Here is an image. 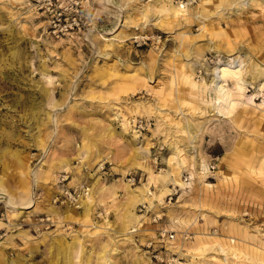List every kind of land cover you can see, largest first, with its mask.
<instances>
[{
	"label": "rangeland",
	"instance_id": "rangeland-1",
	"mask_svg": "<svg viewBox=\"0 0 264 264\" xmlns=\"http://www.w3.org/2000/svg\"><path fill=\"white\" fill-rule=\"evenodd\" d=\"M239 3L211 14L199 0H0V264H53L54 247L57 264H99L103 253L106 264H264V90L219 118L201 85L200 64L227 59L211 35L238 44L245 65L247 49L264 55V0ZM163 4H184L192 21L168 23ZM139 100L204 122L184 187L166 184L160 201L154 175L168 168L173 121L144 115L141 132L112 114ZM143 184L153 205L138 204L130 227L126 186ZM80 187L89 195L63 196ZM162 228L173 242H159ZM218 245L237 253L224 261Z\"/></svg>",
	"mask_w": 264,
	"mask_h": 264
},
{
	"label": "bare ground",
	"instance_id": "bare-ground-1",
	"mask_svg": "<svg viewBox=\"0 0 264 264\" xmlns=\"http://www.w3.org/2000/svg\"><path fill=\"white\" fill-rule=\"evenodd\" d=\"M18 2H22L25 0H16ZM170 1V0H169ZM223 1V2H222ZM227 1V6H231V4H240L239 0H199V7L204 5V9L209 6V10L211 14H214L220 6H224L223 3ZM249 1V0H248ZM252 3L256 1L262 0H251ZM185 4V3H184ZM175 6L173 4H169V6H165L164 4L160 6L159 11H168L170 14V21L168 23L174 25L179 24L181 20L185 22L192 21V14H187L188 10L185 9V5ZM244 5V3H242ZM225 6V7H227ZM239 7H242L239 5ZM226 9V8H225ZM201 13V12H200ZM202 15V13H201ZM199 16V15H198ZM200 17V16H199ZM217 19H220V16H217ZM199 21V19H197ZM202 23V27H204V21H200ZM214 38L220 39L219 44H225L227 47L224 49H218L219 53L224 54L227 59L226 60H218L216 64L206 66L205 64H200L201 67L206 72L208 79L203 80L202 86L207 88L210 93H214V97L209 98L208 108L211 107L213 113L212 116H216L219 118H228L231 114V108L234 107L235 101L237 98L243 96V94L249 89H254V87L258 88V90H264V70H260L258 67V61H264V55L260 57H256V53H253L252 50L247 49L250 57V63L245 65L244 60L240 57V55H236V50L238 44H233L226 39L223 38V34L211 35ZM245 47V45H243ZM200 50V48H198ZM197 54H200V51L196 50ZM262 54V53H261ZM191 54H189L190 56ZM194 54L193 56H195ZM202 55V54H201ZM258 60V61H257ZM119 62H121L118 59ZM191 71V72H190ZM190 74L193 72V68L188 70ZM189 75V74H187ZM188 77V76H186ZM250 81H249V80ZM148 91V90H147ZM149 92V91H148ZM236 97V98H234ZM180 101V100H178ZM181 102V101H180ZM117 103V102H115ZM123 103V104H122ZM117 103L122 105V108H126L129 115L125 116L123 114H116L112 112L114 115H121L123 117V123H136L137 125L141 123V121H148L147 117H142L144 115H153L156 118H159L158 121H164V119L173 121L172 124L165 123V134L168 137L167 143L172 149L167 153L165 160L168 165V168L164 171V173H158L154 175V179L157 180L156 183V191L153 193L154 197H157L160 201L164 194L167 192L166 184L173 183L177 186L184 187L185 183L180 180V170L186 168L187 166H193L196 162L195 160L198 157V144L201 138L202 133V121H195L194 119H190L187 117V114L183 112V109L179 111V113L171 116L170 113L164 112L165 110L161 109L159 106H156L154 103L150 101H131V102H122ZM121 107V106H120ZM140 114L139 119H133L134 114ZM143 114V115H142ZM230 119V118H229ZM138 127L142 128L138 125ZM150 127V126H149ZM132 144L134 146V150L136 152H149V147L146 145V139L137 140L136 138L132 139ZM148 144V143H147ZM144 152V153H145ZM146 154V153H145ZM148 155V154H146ZM144 156V155H143ZM144 162V161H143ZM147 164V163H146ZM202 167L206 169V165L203 163ZM162 172V171H161ZM226 177H229L231 172L225 173ZM152 176V175H151ZM2 181H0L1 186ZM126 190L128 195L131 197L130 208L128 209L127 214V225L130 227H136L138 225L139 216L136 215L134 209L138 204L143 202H148L150 205H153V197L151 193L148 191L147 184H143V186H138L135 188H129L126 186ZM1 195H4L0 192ZM6 198V195H4ZM3 196V197H4ZM90 200L91 195L88 197ZM84 206L86 205V200H84ZM82 204V202H81ZM10 206V204H7ZM35 205V199L32 195L31 202L27 207H23L28 209ZM13 208L12 206H10ZM20 208V207H19ZM70 208V207H69ZM88 210V207H84ZM18 209V208H17ZM22 210V207L20 208ZM25 211V210H24ZM72 212L76 211L74 208L71 210ZM19 212V214H21ZM87 218L89 212L85 213ZM128 227V226H127ZM180 242L176 245V251L180 248ZM219 249L224 253L223 260L226 261L228 259V255H236L237 251L234 248H228L226 250L222 245H218ZM55 255L52 252V257L54 258L53 264H57L59 259L55 256L59 255V250H56L54 247ZM226 251V252H225ZM58 257V256H57ZM103 261L99 264H106L109 261L107 258V253H103L100 256ZM149 261V260H148Z\"/></svg>",
	"mask_w": 264,
	"mask_h": 264
},
{
	"label": "built area",
	"instance_id": "built-area-1",
	"mask_svg": "<svg viewBox=\"0 0 264 264\" xmlns=\"http://www.w3.org/2000/svg\"><path fill=\"white\" fill-rule=\"evenodd\" d=\"M139 126H143L142 128H137L138 131H144L145 130V126H150L151 123L150 122H146V120L144 121H141V123L138 124ZM155 160H157V157H155ZM214 168V167H212ZM130 181H132V183H134L136 181V178L134 176H132L130 178ZM90 193V189L88 187H80V189H76L74 191H64L63 192V196L66 198V199H72L73 201H76V198L80 199L86 195H89ZM158 237H159V242H165V241H168V242H173L175 240V235L170 233L169 231L165 230V229H160L158 231ZM151 245V244H149Z\"/></svg>",
	"mask_w": 264,
	"mask_h": 264
}]
</instances>
